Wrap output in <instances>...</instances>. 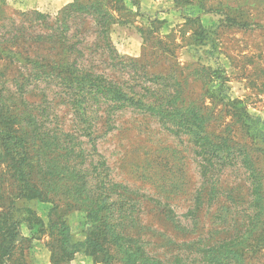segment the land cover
I'll list each match as a JSON object with an SVG mask.
<instances>
[{"label": "rangeland", "instance_id": "374dc122", "mask_svg": "<svg viewBox=\"0 0 264 264\" xmlns=\"http://www.w3.org/2000/svg\"><path fill=\"white\" fill-rule=\"evenodd\" d=\"M0 41V264H264V0H0Z\"/></svg>", "mask_w": 264, "mask_h": 264}, {"label": "trees", "instance_id": "16d2710c", "mask_svg": "<svg viewBox=\"0 0 264 264\" xmlns=\"http://www.w3.org/2000/svg\"><path fill=\"white\" fill-rule=\"evenodd\" d=\"M74 7V5H69L67 8H72ZM88 8H92L93 11L91 10H87ZM87 11H89L90 13H96L97 15H99V18L103 19L106 16V13H99L97 11L96 8L89 6L86 8ZM1 42V41H0ZM11 43V42H10ZM74 63V62H73ZM59 67H66L71 69V72L73 74H76L77 76H80V78L77 80V84L81 87H79L78 85L76 86L77 88H80L79 92H82L83 90L81 88H84L85 86L87 87L86 90L87 91H91V92H100L101 88L99 86V84L97 83L98 81L101 80V77L92 74L91 72H85L83 73L82 71H78L76 68H72L73 65L72 64H68V63H64L61 64V66ZM76 82V81H75ZM74 83H71L70 86H73ZM113 99H115L116 101L122 103L125 101H131L132 98H128L127 95L121 91H116L115 94H113ZM11 108H7L6 106L1 105L0 106V139H1V148L4 151V153H9V144L11 143V141H15L16 144V148L15 151L16 153L19 155L20 157V161H23L24 158L22 156V153H26L27 149H25L24 144L26 145L28 142L27 141V133L23 130L20 129V126L18 128L14 127V124L17 123V117L16 115H13V113H11ZM157 113H161V118L162 117H166L168 115H172L174 117L180 116L179 119V124L182 125L183 120L188 121L187 123V129L194 135L195 138H200V133H198L197 127L194 124V121L192 120V115L190 114L189 111H181L178 110L177 107L174 105V102L170 105V111L168 112H163V111H159ZM245 117L248 119L250 118L248 115H245ZM260 134L262 135L261 137V145L264 148V133L260 132ZM212 151H211V156H215L217 158H219L220 160H224L227 159L228 157L231 156V154H233L234 152H227L225 156H222L223 153V149L219 146L217 147H212ZM208 147H206L207 151ZM210 154V152H209ZM22 166V165H21ZM24 174V173H22ZM23 196H25L26 199H30L33 198L34 196H32V193L30 192V189H28V191H25L23 193ZM99 208H97L95 211L94 210H89V213L91 214H97L98 213V209H100V206H98ZM24 214H26V216L23 217V221H25L26 225L29 228H33V224H39V226L44 227L43 222L36 217L35 213L30 210V209H23L22 211ZM12 218H10V220H8V223L11 227L10 232L14 233V229L15 227L18 229L17 225H14L11 221ZM59 230H61V232L64 234V237L67 239V235H68V231H67V226H62V228H58ZM39 231H41V229H39ZM89 243L91 242L90 239L88 240ZM77 244L76 246L78 247L79 245H82V242H77V243H72L70 244V247H73V245ZM52 251V248H51ZM53 260V259H52ZM54 262V260H53Z\"/></svg>", "mask_w": 264, "mask_h": 264}, {"label": "crops", "instance_id": "0c3cea01", "mask_svg": "<svg viewBox=\"0 0 264 264\" xmlns=\"http://www.w3.org/2000/svg\"><path fill=\"white\" fill-rule=\"evenodd\" d=\"M126 25L130 26L131 27V30L134 31V32L137 31V29H138L137 26H135L133 24L126 23ZM123 27L125 28V25ZM39 264H41V263H39ZM42 264H44V263H42Z\"/></svg>", "mask_w": 264, "mask_h": 264}]
</instances>
